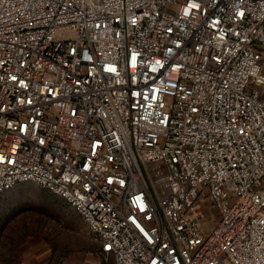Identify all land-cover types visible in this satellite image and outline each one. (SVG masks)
Wrapping results in <instances>:
<instances>
[{"label": "built area", "instance_id": "2783aa9c", "mask_svg": "<svg viewBox=\"0 0 264 264\" xmlns=\"http://www.w3.org/2000/svg\"><path fill=\"white\" fill-rule=\"evenodd\" d=\"M25 183L114 264H264V0H0V196Z\"/></svg>", "mask_w": 264, "mask_h": 264}, {"label": "rangeland", "instance_id": "374dc122", "mask_svg": "<svg viewBox=\"0 0 264 264\" xmlns=\"http://www.w3.org/2000/svg\"><path fill=\"white\" fill-rule=\"evenodd\" d=\"M0 264H114L68 201L34 183L0 196Z\"/></svg>", "mask_w": 264, "mask_h": 264}]
</instances>
